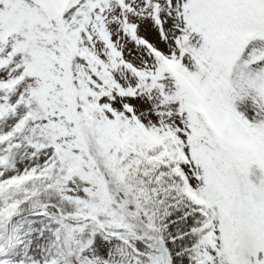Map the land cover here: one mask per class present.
<instances>
[{"label":"snow or ice","instance_id":"6c2138e0","mask_svg":"<svg viewBox=\"0 0 264 264\" xmlns=\"http://www.w3.org/2000/svg\"><path fill=\"white\" fill-rule=\"evenodd\" d=\"M0 264H264V0H0Z\"/></svg>","mask_w":264,"mask_h":264}]
</instances>
